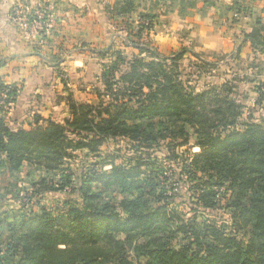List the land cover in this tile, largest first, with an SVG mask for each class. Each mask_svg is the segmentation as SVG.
I'll use <instances>...</instances> for the list:
<instances>
[{
	"label": "trees",
	"instance_id": "16d2710c",
	"mask_svg": "<svg viewBox=\"0 0 264 264\" xmlns=\"http://www.w3.org/2000/svg\"><path fill=\"white\" fill-rule=\"evenodd\" d=\"M241 1L232 0L237 12ZM11 13L12 7V21ZM50 15L46 9L37 33L41 39ZM153 17L139 14L137 22L126 23L130 46L138 51L131 57L115 49L114 41L96 51L107 60L101 64L103 88L95 91L98 103L69 95L62 121L35 115L27 127H10L6 116L18 89L0 80V172L14 177L25 165L36 166L58 176L52 190L72 196L59 212L42 206L5 222L0 264H264V127L250 122L242 131L228 130L239 105L216 88L197 92L180 79L182 52L158 51L151 38ZM256 23L260 27L246 39L264 48V23ZM220 89L229 92L224 85ZM190 133L199 152L191 163L179 164L178 178L186 175L197 207L215 208L219 188L229 191L232 231L212 219L199 221L198 215L180 219L168 209L167 192L173 189L164 171L148 168L142 159L159 142L170 146L181 138L187 144ZM118 137L129 140L138 154L127 163H108L107 169L68 165L76 150L94 153ZM199 172L208 174L206 181L198 180ZM213 178L217 181H208ZM240 218L247 221V239L239 237Z\"/></svg>",
	"mask_w": 264,
	"mask_h": 264
},
{
	"label": "rangeland",
	"instance_id": "374dc122",
	"mask_svg": "<svg viewBox=\"0 0 264 264\" xmlns=\"http://www.w3.org/2000/svg\"><path fill=\"white\" fill-rule=\"evenodd\" d=\"M44 1H48L45 7L53 14L52 0H15L10 7L17 4L27 5L29 9L39 5L42 7ZM81 1L84 5L83 13L85 12L89 18L86 29L89 30L92 40L90 38L89 43L82 44L77 42L79 44L76 49L68 47L60 54L61 56L69 54L65 64L59 66L57 72V78L65 85L64 94L61 96L55 92L52 101L48 102L50 109L48 113L45 112V120L49 118L62 121L68 116L66 98L69 95L78 102L94 105L98 103L95 91L103 88L101 64L107 60L101 59L96 51L102 49L105 43L114 41L115 49H122L127 57L137 53L138 51L130 46L131 37L127 34L126 23L137 22L139 14L150 13L154 16L151 38L158 51L165 56L182 52V57L177 61L180 79L197 92L216 88L215 91L221 95H228L239 105L236 123L228 130L233 128L242 131L245 123L250 122L264 127V48L253 47L246 39L247 33L260 27L256 23L257 20L264 23V0H243L239 12L234 8L232 0H208L209 3H204L203 0ZM56 2L62 4L58 8L63 9L65 3L60 0ZM0 4L4 5L2 2ZM211 6L214 9L209 17L212 19L211 23L206 24L211 28L210 31L206 30L209 32L207 34L204 33V24L195 16L196 14L205 16ZM51 17L52 15L50 19ZM24 20L23 18L15 23L11 22L25 33ZM199 31L204 34L198 36ZM77 58L82 59L83 66L69 65V61ZM222 85L229 89L228 94L220 89ZM12 106L13 104L9 106L10 112L6 116V122L12 128L23 124L20 123L21 120L29 123L33 121L35 115H41L37 111L33 114L20 115L11 111ZM173 152L179 155L178 159L172 156ZM198 152L195 134L190 133L187 144H184L181 138L174 140L170 146L167 145V141L159 142L148 152L143 153L145 158L142 159L147 162L148 168L159 169L160 166L164 171L163 176L167 178L165 182L168 188L173 189L167 192L170 196L168 209H172L180 219L185 221L198 215L199 221L212 219L226 226L227 231H232L234 208L227 206L228 201H233L229 191L225 192L223 186L219 188V200L215 208L197 207L192 204L195 198L190 200L191 191L189 184L186 183V175L178 178L181 175L179 164L191 163ZM74 153L75 157L68 162L73 170L80 165L85 168L103 165L107 169L108 163L125 164L128 158L138 155L130 141L121 137L106 140L97 152L76 150ZM145 167L142 166V169ZM24 168L14 177L0 172V228L5 227V222L18 218L21 213L30 210L38 212L42 206L47 210L59 212L63 208V201L72 197L68 190H52L58 178L53 172H46L45 169L31 165H25ZM207 175L199 172L198 180L206 181ZM208 181L215 182L217 178ZM236 225L242 228L239 237L247 239L249 230L245 227L246 219L240 218Z\"/></svg>",
	"mask_w": 264,
	"mask_h": 264
},
{
	"label": "crops",
	"instance_id": "0c3cea01",
	"mask_svg": "<svg viewBox=\"0 0 264 264\" xmlns=\"http://www.w3.org/2000/svg\"><path fill=\"white\" fill-rule=\"evenodd\" d=\"M14 1L0 0L4 4H0V80L7 84H14L18 89L11 111L20 115L33 114L37 111L45 121V112L48 113L50 109L48 102L52 101L55 92L61 96L64 94L65 85L57 78V72L59 66L65 64L69 54L64 56L60 54L68 47L76 49L79 44L77 42L82 44L89 43L90 38L92 40L89 30L86 29L89 18L85 12L83 13L84 5L81 0H60L65 3L63 9L58 8L62 5L56 2L58 0H52L54 8L49 20V29L45 34L46 38L39 39L26 32L25 34L9 19L10 6ZM213 9L214 7L211 6L205 16L200 14L195 16L204 24V33L207 34L211 28L206 24L212 21L209 17L213 14ZM204 33L199 31L198 36ZM108 44L110 42L105 43L104 46ZM51 54H57L60 60L53 62L55 59ZM72 64L83 66V61L81 58L73 59L69 61V65ZM9 112L10 109L8 114ZM24 121H20L23 123L20 126L27 127L31 123Z\"/></svg>",
	"mask_w": 264,
	"mask_h": 264
},
{
	"label": "built area",
	"instance_id": "2783aa9c",
	"mask_svg": "<svg viewBox=\"0 0 264 264\" xmlns=\"http://www.w3.org/2000/svg\"><path fill=\"white\" fill-rule=\"evenodd\" d=\"M32 7L27 5L21 6L19 4L12 7V21L17 22L19 19H25L23 22L26 24V33L37 36V33L42 30L44 26V16L47 7L37 6L32 13H28Z\"/></svg>",
	"mask_w": 264,
	"mask_h": 264
}]
</instances>
